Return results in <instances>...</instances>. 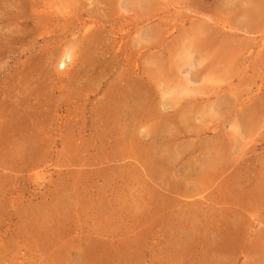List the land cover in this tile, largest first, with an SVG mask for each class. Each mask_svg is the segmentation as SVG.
<instances>
[{"label": "rangeland", "instance_id": "rangeland-1", "mask_svg": "<svg viewBox=\"0 0 264 264\" xmlns=\"http://www.w3.org/2000/svg\"><path fill=\"white\" fill-rule=\"evenodd\" d=\"M0 264H264V0H0Z\"/></svg>", "mask_w": 264, "mask_h": 264}, {"label": "bare ground", "instance_id": "bare-ground-1", "mask_svg": "<svg viewBox=\"0 0 264 264\" xmlns=\"http://www.w3.org/2000/svg\"><path fill=\"white\" fill-rule=\"evenodd\" d=\"M252 15L254 16V18H255V16H257V15H259V13H257L256 11H252ZM258 17V16H257ZM256 17V18H257ZM65 64V62L64 63H62V65H64ZM65 66V65H64ZM118 108V107H117Z\"/></svg>", "mask_w": 264, "mask_h": 264}]
</instances>
